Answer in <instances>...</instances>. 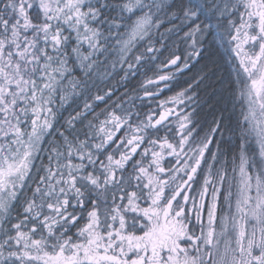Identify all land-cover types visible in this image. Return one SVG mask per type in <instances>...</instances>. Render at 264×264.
Segmentation results:
<instances>
[{
	"label": "snow or ice",
	"instance_id": "6c2138e0",
	"mask_svg": "<svg viewBox=\"0 0 264 264\" xmlns=\"http://www.w3.org/2000/svg\"><path fill=\"white\" fill-rule=\"evenodd\" d=\"M0 264H264V0H0Z\"/></svg>",
	"mask_w": 264,
	"mask_h": 264
},
{
	"label": "trees",
	"instance_id": "16d2710c",
	"mask_svg": "<svg viewBox=\"0 0 264 264\" xmlns=\"http://www.w3.org/2000/svg\"><path fill=\"white\" fill-rule=\"evenodd\" d=\"M217 48L219 46H216ZM223 57V58H222ZM214 58L221 64L225 65L227 59L224 56L223 48H219L218 52H214ZM199 67V66H198ZM196 72V69H193L192 72L185 70L183 73L176 76L177 79H174L170 82H167V90L163 91L159 97L149 98L146 103L153 108V103H156L162 99L175 95L176 92L180 91L182 87H186L185 81L191 80V77ZM151 75V73H149ZM225 83L223 88L228 87V81L231 79L228 73H224ZM139 80H143V77H138L136 80L132 81V86H135L139 89ZM149 88H152L153 85H149ZM232 87L235 88V83L232 84ZM142 94V93H141ZM225 116H231L232 122L234 123L237 118L240 117V109L235 105V96L232 91H223L221 86H217L216 94L213 95V89L208 88L204 89L202 86L200 90V116L202 119L211 120L212 113L215 111L217 115H220L221 110H225Z\"/></svg>",
	"mask_w": 264,
	"mask_h": 264
},
{
	"label": "rangeland",
	"instance_id": "374dc122",
	"mask_svg": "<svg viewBox=\"0 0 264 264\" xmlns=\"http://www.w3.org/2000/svg\"><path fill=\"white\" fill-rule=\"evenodd\" d=\"M163 71L164 72H167L168 71V69H163ZM179 74H181V73H175V79H177L176 78V76H178ZM165 83H167V82H161V85H160V88L162 89V91H160L159 92V95H157V96H155V97H159L160 95H161V93L163 92V91H165L164 89L166 88H168L167 86L165 87ZM155 85H153V89H155ZM235 87H236V85H235ZM171 97V96H170ZM168 98L169 97H167L166 99H162V100H160V101H158V102H156V103H153V108L152 109H154V110H156L157 112H159L161 109H160V107H159V105L161 104V102H163V101H166V100H168ZM235 105L237 106V108H239L241 111L243 110V108H242V106H241V102H240V100L238 99V98H236L235 97Z\"/></svg>",
	"mask_w": 264,
	"mask_h": 264
},
{
	"label": "flooded vegetation",
	"instance_id": "af4514ba",
	"mask_svg": "<svg viewBox=\"0 0 264 264\" xmlns=\"http://www.w3.org/2000/svg\"><path fill=\"white\" fill-rule=\"evenodd\" d=\"M241 111V110H240Z\"/></svg>",
	"mask_w": 264,
	"mask_h": 264
}]
</instances>
